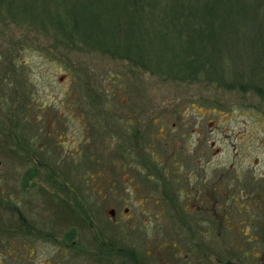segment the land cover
Returning a JSON list of instances; mask_svg holds the SVG:
<instances>
[{
    "label": "rangeland",
    "instance_id": "rangeland-1",
    "mask_svg": "<svg viewBox=\"0 0 264 264\" xmlns=\"http://www.w3.org/2000/svg\"><path fill=\"white\" fill-rule=\"evenodd\" d=\"M220 78L162 76L0 9V264H42L15 254L30 241L21 245L16 234V207L53 233V244L36 243L37 254L52 253L63 235L69 253L91 254L84 264L131 244L141 251L145 214L134 212L133 224L128 214L118 210L111 219L107 210L118 197L130 206L134 186L159 189L146 175L152 159L170 152L180 172L171 188L194 192L210 183L225 190L230 206L241 205V264H264V94ZM102 169L113 194L99 196L104 177L95 173ZM227 235L237 236H209L214 252L227 253Z\"/></svg>",
    "mask_w": 264,
    "mask_h": 264
},
{
    "label": "trees",
    "instance_id": "trees-1",
    "mask_svg": "<svg viewBox=\"0 0 264 264\" xmlns=\"http://www.w3.org/2000/svg\"><path fill=\"white\" fill-rule=\"evenodd\" d=\"M0 9L162 76L221 77L264 94V0H0Z\"/></svg>",
    "mask_w": 264,
    "mask_h": 264
},
{
    "label": "flooded vegetation",
    "instance_id": "flooded-vegetation-1",
    "mask_svg": "<svg viewBox=\"0 0 264 264\" xmlns=\"http://www.w3.org/2000/svg\"><path fill=\"white\" fill-rule=\"evenodd\" d=\"M143 112L146 110L142 111V114ZM142 114L138 121H141ZM133 121L134 119L131 123ZM159 131H161V127ZM191 132L196 133L197 130L192 128L189 130V133ZM136 136L133 134L134 139L144 140L140 133H136ZM133 145L134 143L131 146L133 147ZM144 145L152 144L144 142ZM144 148H141L142 153ZM115 159L117 162L121 161L120 157ZM130 159L132 158L130 157ZM152 161V167L149 166L150 171L146 176L149 183L156 181L157 178L160 188L134 186L128 198L130 206L121 207L124 200L118 197L116 203L107 210L111 219L116 218L118 210L128 214L127 219L133 224L136 222L134 212L145 214L143 226L147 227V237L141 243V251L136 250L135 246L131 244L125 253H94L92 254L93 259L89 261L92 264H241V205L230 206L229 200L225 199L228 197L225 190H215L210 183L205 185V188L194 190V192L187 188H171L170 184L173 181L179 182L177 175L180 174L179 170L176 171L174 168L179 163L178 159L171 152L163 158L159 157ZM102 162L105 163L104 160ZM158 167L161 169L158 170ZM95 174L97 179L104 177L97 183V186L100 187L99 196H104L107 192L113 194L115 191L109 185L111 178L107 170H97ZM99 191L96 189L97 193ZM238 196L241 199V194ZM14 212L18 214L19 219V224H16L14 229L16 234L21 235L19 240L21 245L22 242L30 240L26 245H19V249L23 248L25 251L24 253H15L19 261L24 258L29 262L35 256L34 259L40 258L42 264H73L72 260L79 257L81 260L79 264H84L85 256L91 255L86 252L69 253L70 238L65 235L52 253H35L36 243L41 246L53 244L55 241L53 233L48 227L40 228L30 224L23 218L17 207ZM215 230L218 238L224 231L237 235L236 239L230 238L228 235L225 236V239L229 240L227 243H223L228 244L225 246L226 254L214 252L213 240L211 241L209 236H213ZM22 238L23 240H21ZM47 240L48 242L45 243ZM71 242L74 243L72 239ZM233 244L235 246H232ZM233 250H237L238 254L232 252ZM0 254L5 256V249ZM255 257L257 258V256Z\"/></svg>",
    "mask_w": 264,
    "mask_h": 264
}]
</instances>
